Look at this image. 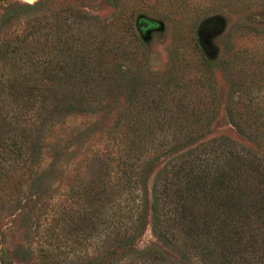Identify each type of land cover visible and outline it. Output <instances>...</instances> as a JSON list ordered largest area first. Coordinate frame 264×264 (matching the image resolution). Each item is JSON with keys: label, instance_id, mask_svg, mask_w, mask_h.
<instances>
[{"label": "trees", "instance_id": "obj_1", "mask_svg": "<svg viewBox=\"0 0 264 264\" xmlns=\"http://www.w3.org/2000/svg\"><path fill=\"white\" fill-rule=\"evenodd\" d=\"M13 2L0 0V6H9L0 15V29L41 5L10 7ZM72 11L38 15L26 33L9 27L0 34V70L11 61L21 76L12 78L20 79V86L11 85L0 113V123L18 132L17 139L13 143L2 139L0 154L16 155L14 163L28 171L21 174L34 175L32 186L44 176H39L43 144L28 138L27 131L32 135L42 127L52 129L58 114H96L116 96L125 94L127 99L112 134L116 149H106L102 159L96 153L91 158L97 165L89 168V181L74 188L53 231L46 233L48 245L39 249L43 264H116L108 260L135 242L143 223L139 189L149 167L163 156L169 157L152 188V232L178 253L179 260L148 247L132 251L135 255L127 264H264V109L244 102L253 103L254 88L238 84L244 105L235 108L232 101L227 110L233 124L256 142L261 153L237 148L224 137L178 151L208 126L209 105L181 116L186 98L176 100L175 94L186 82L171 84L168 78L160 86L126 88L121 75L127 70L110 61L115 53L103 34L108 24L99 23L102 30L95 32L94 26L99 27L93 17ZM203 75L188 86L202 87ZM56 82L68 85L65 99L55 98ZM117 131L121 132L115 136ZM54 155L57 158L60 150ZM52 163L55 169L58 163ZM6 166L3 177L10 176V168L16 169L11 162L1 169ZM0 252V261L6 263V254Z\"/></svg>", "mask_w": 264, "mask_h": 264}, {"label": "rangeland", "instance_id": "obj_2", "mask_svg": "<svg viewBox=\"0 0 264 264\" xmlns=\"http://www.w3.org/2000/svg\"><path fill=\"white\" fill-rule=\"evenodd\" d=\"M37 2H41L40 7L29 10L28 15L19 14L2 24L0 34L9 27L21 28L26 33L36 16L55 15L64 9L93 17L99 27L94 26L95 32L102 30L99 23L108 24L103 34L115 53L110 61L117 68L127 70L121 75L126 88L132 86L139 91L143 85L160 86L168 78L171 84L186 82L182 92L175 94L176 100L186 98L187 108L181 116L194 112L193 108L202 110L204 104L209 105L212 117L208 126L201 135H196L195 141L178 151L224 137L237 148L261 153L256 142L233 124L227 105L236 101L235 108L242 107L238 84L246 83L254 88L255 98L253 103L249 99L244 102L252 107L261 106L257 108L259 111L264 109V0H14L10 7ZM7 7L0 6V15L6 13ZM30 39L31 36L27 41ZM200 74H204L203 86H188ZM15 75L21 78L11 61L0 70V113L1 105L12 91L11 85L20 86V79L12 81ZM52 85L55 98L65 99L68 85L64 87L57 82ZM115 98L109 107L96 114L65 117L58 114L56 125H50L52 129L42 127V131L32 135L27 131L28 138L40 146L43 144V169L39 176H44L37 186L31 185L34 175L21 174L28 171L14 163L16 155L0 154V251L6 254V263L0 261V264H43L39 249L48 245L46 233L53 231L74 188L89 181L92 170L89 168L97 165L91 158L96 153L102 159L101 153L117 147L112 134L127 99L125 94ZM118 132L121 131L115 136ZM14 134L18 132L11 131L8 123H0V141L13 143L17 139ZM54 150H60L57 158ZM168 157L163 156L149 167L139 189L143 223L135 242L111 255L109 262L127 264L135 255L132 251L148 247L158 249L169 260H179L178 253L152 232V188ZM9 162L16 169L10 168V176L3 177L1 172L7 166L4 170L1 167ZM24 162L25 159L19 164ZM52 162L58 163L55 169L50 165ZM111 164L115 166L117 161ZM50 194H53L51 200Z\"/></svg>", "mask_w": 264, "mask_h": 264}]
</instances>
